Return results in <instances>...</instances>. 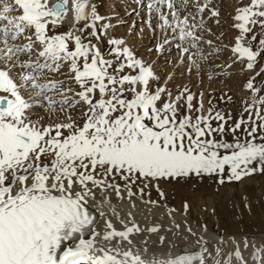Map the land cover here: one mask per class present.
Wrapping results in <instances>:
<instances>
[{
  "label": "snow or ice",
  "instance_id": "6c2138e0",
  "mask_svg": "<svg viewBox=\"0 0 264 264\" xmlns=\"http://www.w3.org/2000/svg\"><path fill=\"white\" fill-rule=\"evenodd\" d=\"M137 2L147 9L153 36L157 29L163 36L149 52L163 56L175 48L178 62L199 75L202 62L222 51L205 40L208 21L219 23L213 0ZM69 19L72 27L60 31ZM105 19L91 0H0V264H249L232 236L235 248L226 255L223 236L211 250L199 236L198 251L145 259L153 234V244L177 245L160 225L142 227L131 211L122 216L113 197L151 211L161 205L146 190L155 187L164 200L161 181L215 176L223 184L264 175V80L255 84L264 73V65L257 70L264 0L236 8L232 62L218 66L238 64L251 74L236 119L211 97L205 110L203 92L177 86L173 94L174 73L162 76L154 61L109 37ZM203 43L212 51L205 54ZM65 69L67 78H55ZM223 75L213 72L209 80ZM220 100L233 103L227 92ZM93 208L103 220L99 230ZM255 240L244 237L243 248H251L253 264H264V243Z\"/></svg>",
  "mask_w": 264,
  "mask_h": 264
},
{
  "label": "rangeland",
  "instance_id": "374dc122",
  "mask_svg": "<svg viewBox=\"0 0 264 264\" xmlns=\"http://www.w3.org/2000/svg\"><path fill=\"white\" fill-rule=\"evenodd\" d=\"M109 1L110 4L112 3L113 5L115 2L116 4L118 3V11L115 10L114 14L111 16L112 19L110 18L111 21L116 19L112 24V28L115 27L118 30L120 29L119 34L124 36L123 41L125 44L131 41L133 46L131 49L134 52L138 51L136 53L138 57L143 58L145 61L150 63L153 61L155 64L158 63L157 67L155 65L154 67L162 76L167 75L168 73H174L171 81L169 82V88L173 91V94H175L177 86H187L192 91V93L197 95L200 92L204 93L205 110H207L209 107V99L211 97L213 105L225 112H231L234 119L239 117L242 111V101L244 99H248L250 96V93L245 91L242 85L247 81L248 76L251 74L248 73L245 79H242L240 67H237L236 70V66L234 65L232 68H228V70L232 71L228 72L227 75L224 73L225 75L223 76H214L211 80H209V75L211 73H223V71L217 72V70L220 69L218 66L224 65V54L226 51L229 52L230 48L225 52L221 51L219 55H211L208 57L206 62H202V71L199 75H197L195 71L188 73V62L185 61L183 64L178 62V54L175 48L171 49L170 53L166 51L163 56H159L158 54L155 56V50L149 52L150 48L155 49L156 34L159 29H157L154 37L152 31L147 27L146 24V21L148 20V12L146 7H143L145 9L142 10L141 14H138V12L135 14V10H132L130 11V13H132L131 16L120 17L119 14L123 11V8L127 9V1ZM109 1L107 0L106 2L108 3ZM238 2L241 6V3L247 4L248 0H238ZM213 4L215 7L223 8V3L220 0H213ZM112 10H114V8ZM223 17L220 15L218 17L219 23L217 24L215 21L214 25L224 26L223 28L225 32H223L221 36L228 41L230 38H233L234 33L231 24L232 16L231 14H226ZM211 21L212 20L208 21L207 24H211ZM128 28L129 30L127 31ZM139 32H141V34H139ZM209 35L211 34H207V36ZM147 38L149 40H147ZM202 45L205 46V43ZM226 46L227 45L225 44L224 47ZM107 47H105V52ZM203 48L205 49V54L212 51V49H209V46ZM166 60H170L171 63H165ZM228 63L231 64V62ZM171 65L174 66L173 69L169 71ZM261 65H264V57L260 58V64L257 65V70H259ZM228 74H231L230 78ZM262 80H264V73L256 77V87L262 86L260 83ZM220 82L223 84H227V82H233V86L228 89L224 86V84L222 85V89L219 84ZM161 83H163V79L161 80ZM66 86L73 87L75 85L71 84ZM224 92H227L232 96L233 103L225 104L221 102L220 97ZM261 94L264 95V93ZM36 111L43 115V111L41 109H36ZM244 115L245 117L247 116L246 113ZM228 139H231L230 135L228 136ZM160 188L164 191L169 188L171 189V193L168 195L165 193V199L160 200L155 189L153 191L151 190L152 192H149L150 190H146L148 193H150V199L169 203L168 206L171 207L170 209L180 210L181 212H184V203L186 201L189 206L187 214H190L191 218L194 219L196 225L198 226L203 227L204 225H211V227H213L212 229L218 231V233L222 235L224 234L223 231L228 232L231 230L232 232V230H235L233 227H231L232 224H238L241 221H249L244 224V228L241 229L242 231H246V233H254L258 230V222L255 220H258L264 227V175L256 174L239 182H228L226 180V182L223 184L218 183V179L215 176H205L201 178L193 175L186 178L161 181ZM147 198L149 197L147 196ZM220 225L225 227H220ZM182 228H184V226ZM181 232L186 233L187 229L184 228V231L181 229Z\"/></svg>",
  "mask_w": 264,
  "mask_h": 264
},
{
  "label": "bare ground",
  "instance_id": "6f19581e",
  "mask_svg": "<svg viewBox=\"0 0 264 264\" xmlns=\"http://www.w3.org/2000/svg\"><path fill=\"white\" fill-rule=\"evenodd\" d=\"M101 1L102 0H91V3H94L96 5L98 13L101 16L106 18L105 21H102V22H107V23H110L112 25L116 19L111 21L110 18L114 14L115 10L118 11V5H117L118 3L116 4V2H115V4L113 5L112 3L110 4L109 0H108L109 1L108 3L106 2L107 0H103L102 2ZM220 1L223 3V8L222 7L221 8L217 7V8H218L220 15L222 17L226 14H231V16L233 17L235 15L236 8L240 7L238 0H220ZM125 2L127 4V9L123 8V11L119 14L120 17L121 16L122 17L131 16L132 13H130V11H132V10H135L134 11L135 14L137 12H138V14H141L142 10L145 9V8H143L144 6L141 3L137 2V0H125ZM145 2H146V0H145ZM113 8H114V10H112ZM226 10H228V11H226ZM128 11H129V15H128ZM216 19L217 18H212L211 24L206 25L207 28L211 29L212 34L209 36H207V34H206L205 40H212L213 41L212 47L219 48L222 50V52L223 51L225 52L227 49L228 50H229V48L231 49V46L234 42V37L237 33L233 29V31H234L233 38H230L228 41L225 40L224 38H222L221 34H223V32H225V30L223 28L224 26H215L214 24H215ZM230 20H231V18H230ZM231 24H233V19H232ZM71 27H72V22L69 19L59 30L65 31ZM119 30L116 29L115 27L114 28L110 27L108 29L109 37H114L117 39H123L124 36H121V34H119V32H120ZM128 30H129V28L127 29V31ZM139 34H141V32H139ZM156 35L157 36H156L155 43L157 44L158 41H161L163 39V36L161 33H159V31L157 32ZM158 35H159V37H158ZM147 40H149V39L147 38ZM225 44L228 47L227 46L224 47ZM125 45H127L130 48H133L131 41H129ZM201 46L205 47V48L208 47V45L206 43H205V46L204 45H201ZM105 47H107L106 41H105V44L102 46V51L105 50ZM172 49H174V48H172ZM209 49H212V48L209 47ZM137 52H135V53H137ZM155 56H157V52H156ZM167 57H169V56H167ZM230 57H231V51L230 50H229V52L226 51L224 54V57H223L225 59V61H224L225 63H223L224 65H226V63L229 64L228 62H232ZM157 64L158 63H156L154 65L157 67ZM175 64H176V62H175ZM173 66L174 65H171V68L169 69V71H171L173 69ZM235 66H236L235 67L236 70H237V67H240V65H238V64ZM156 71L158 72V70H156ZM222 71H223V73H225L227 75V73L231 72L232 70H228V68H225V67H220V69L217 70V72H222ZM247 75H248V73H246V74L241 73V78L245 79V77ZM67 76H68V73H67V70L65 69V74L63 77L57 76L55 78L60 79V78H66ZM219 84H220V87L222 88V85H224L225 83L223 84L220 82ZM219 84H218V86H219ZM224 86L226 88L230 89L233 86V82H229V83L227 82V84H225ZM73 87H76V86H73ZM166 184H168V183H166ZM152 188L153 187H151V189H147V191L150 190L149 192H152L154 189L156 191V188H153V189ZM134 191H135V189H134ZM163 192L167 193V195H168L169 193H171V189L167 188L165 191L163 190ZM145 199H148L147 196L145 197ZM113 204H115L117 206V208L121 211V215L124 217L127 216V214L123 215V214H125V213H123L125 210H127V212L131 211L135 220L142 227H149L152 225H160L161 226L160 234L166 235L168 237V240L174 241L175 244L177 245V247L169 249L167 241L163 247L159 246L158 244H153L152 241L157 239L156 235L153 234L151 237V240H150L151 242H149L148 252L143 254L145 259L156 258L158 260H166L170 256L174 257L178 254H186V253H192V252L198 251L200 246L196 243V240L199 236H204V238L209 241L210 250H211L212 246L217 243V241L219 240V237L223 236L225 241H226V245H221V247L224 248V253L226 255L228 252L234 251V248H235V245H233L232 242L228 239L230 236H232V237H235L238 242H240L241 251H242L243 255L245 256V258L249 259V264H253V262L250 260L251 248H249L246 251L244 250L243 238L248 237L249 243L251 244L253 242L252 238L255 237L256 238L255 243H256L257 247H259L261 243H264V227L262 224H260V222L258 220H255V219L254 220L256 222H258V227H257L258 230L254 232L255 234L252 232L246 233V231H244V230L242 231L241 229L244 228V224H246L249 221H247V222L241 221L238 224H236V223L232 224L231 227H233L235 230H232V232H231V230L228 232L223 231L224 234L222 235V234L218 233V231L212 229L213 227H211V225H207L208 226L207 232H204L203 227L196 225V222L194 221V219L191 218L190 214L185 215L184 212H181L180 210H176L175 212H173L171 217L168 216L167 210H169L171 207L168 206L169 203H165L163 201L162 202L160 201V205H161L160 207H155V206L151 207V211H149L148 205L140 203L139 201H137L136 208H131L129 206V204L127 203V201L119 202L115 199V197H113ZM163 205H166L167 208H165ZM92 211H93L94 215L97 216V226H98V230H99V228H101L103 226V220L101 218H99V215L96 212L95 208H93ZM176 224L180 225L179 229H177L175 227ZM116 226L118 228L121 227V225H119L118 223L116 224ZM183 226L186 229L191 227L192 231L195 232L197 235L191 236L188 232H186V233L181 232V229H183V231H184V228H182ZM220 227H225V226L220 225ZM254 227H255V225H254ZM169 229H171V231H168ZM230 229H232V228H230ZM183 237H188L187 242L183 241V239H182Z\"/></svg>",
  "mask_w": 264,
  "mask_h": 264
}]
</instances>
